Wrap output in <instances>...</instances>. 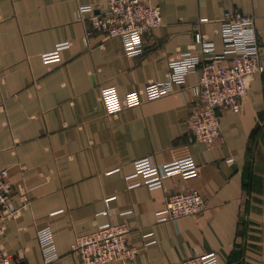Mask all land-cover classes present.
<instances>
[{
    "label": "crops",
    "instance_id": "1",
    "mask_svg": "<svg viewBox=\"0 0 264 264\" xmlns=\"http://www.w3.org/2000/svg\"><path fill=\"white\" fill-rule=\"evenodd\" d=\"M150 1L161 6L163 24L146 32L143 53L130 56L119 36L94 32L84 40L78 7L103 8L107 0H0V167L8 169L20 207L0 221V244L22 264H79L75 238L107 222L127 223L130 243L139 247L133 261L109 264L175 263L212 251L220 264H264V76L250 78L240 111L219 110L221 135L212 146L192 134L197 102L190 91L117 114L100 98L104 86L123 95L165 80L169 60L182 52L211 56L197 33L223 52L226 11L255 16L264 53V0ZM62 42L70 44L58 48ZM200 75L188 74L187 82ZM143 156L156 164L193 156L199 174H174L152 189L134 167ZM191 188L207 208L159 221L168 196ZM43 226L53 229L59 251L50 263L37 236Z\"/></svg>",
    "mask_w": 264,
    "mask_h": 264
},
{
    "label": "built area",
    "instance_id": "2",
    "mask_svg": "<svg viewBox=\"0 0 264 264\" xmlns=\"http://www.w3.org/2000/svg\"><path fill=\"white\" fill-rule=\"evenodd\" d=\"M77 16L86 21L84 40L87 44L94 32H101L105 37L119 36L130 56L143 53L146 32L163 24L161 6L150 0H107L103 8L81 5ZM221 35L224 51L214 53L215 42L206 34L197 33L196 42L203 54L212 55L201 56L197 51L189 50L172 57L165 80L150 81L144 88L123 95L114 85L102 87L100 98L107 113L117 114L147 99L190 91L197 102L190 118L192 134L195 139L212 146L221 135L219 110L240 111L250 94V78L264 76V53L260 49L253 14L226 11L221 18ZM69 44L62 42L57 46L63 48ZM197 70L201 72L199 80L189 84L188 74ZM176 85L180 87L176 88ZM134 167L152 189L163 187L164 179L174 174H181L184 178L199 174V165L193 156L165 164H156L149 156H143L134 161ZM14 191L8 169L0 167V221L20 211V207L12 201ZM20 199L26 203L27 194L21 193ZM207 206V198L197 189L175 192L168 196L165 207L158 212V220L200 214ZM129 231L127 223L107 222L92 232L77 236L71 247L79 255V264L128 263L139 252V247L130 243ZM37 236L45 263L56 260L59 251L53 229L43 226L38 229ZM0 264L22 263L18 256L9 253L0 244ZM158 264H220V258L217 252L212 251L175 263Z\"/></svg>",
    "mask_w": 264,
    "mask_h": 264
}]
</instances>
